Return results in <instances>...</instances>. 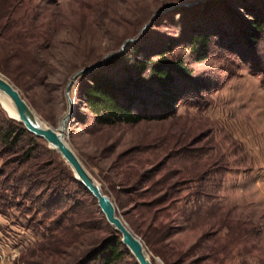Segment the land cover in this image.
<instances>
[{
	"label": "rangeland",
	"instance_id": "1",
	"mask_svg": "<svg viewBox=\"0 0 264 264\" xmlns=\"http://www.w3.org/2000/svg\"><path fill=\"white\" fill-rule=\"evenodd\" d=\"M251 8L264 13V0H0V61L9 70L0 74L52 128L71 111L73 76L148 25L118 65L109 59L92 72L119 86L133 77L134 111L160 113V89L134 60L189 69L175 72L166 119L101 125L83 98L88 77L71 94L66 141L154 264H264V35L255 48L243 38ZM200 35L210 38L203 60L192 50ZM19 125L0 103V264H101L86 258L116 231L44 140L5 139ZM76 202L83 207L67 212ZM113 264L138 262L125 249Z\"/></svg>",
	"mask_w": 264,
	"mask_h": 264
},
{
	"label": "trees",
	"instance_id": "2",
	"mask_svg": "<svg viewBox=\"0 0 264 264\" xmlns=\"http://www.w3.org/2000/svg\"><path fill=\"white\" fill-rule=\"evenodd\" d=\"M247 11L250 18L245 22L242 35L245 42L249 46L255 48L264 35V13L259 10L256 11L254 8L248 9ZM192 43V50L197 53L198 59H206L210 38L207 35H200L193 38ZM130 44L131 43L127 45L126 49L130 47ZM126 49L123 54L113 56L110 59L108 62L109 67L119 64L124 53H126ZM135 52H137V49ZM6 65V63L0 61V72L4 74L9 73ZM133 67L138 73H149V80L160 89V97L162 98L161 102L164 105V110L162 109L160 113L154 111L148 112L146 110L135 112L133 105L136 103V98L128 90L130 87H138L140 82H137L133 77H128L123 86H119L104 75L91 72L84 76L88 77L90 83L83 91V98L87 104V108L94 114L97 123L106 126L137 124L145 120L166 119L173 114L172 110L175 108L174 105L178 95L174 87L175 72L187 76L190 73L189 69L183 67L181 64L171 63L166 58H161V60L156 62L145 63L136 59L133 62ZM19 70H22V68ZM27 134V130L22 125H19L16 130H8L4 137L13 145L22 141ZM70 176V179L77 183V180L73 177L71 172ZM78 207L82 208L83 204L81 206V204L77 202L73 203L67 212L75 211L74 209ZM72 214L74 215V212H72ZM88 214L87 212L86 215ZM69 216L70 215H67V218ZM67 218L65 221H69V218ZM154 231L158 235H161L162 238L165 237L163 228H156ZM114 233L115 237L107 239L102 245L88 254L86 258L87 262L97 261L101 264H113L124 256L126 248L123 247L121 238L117 232ZM145 242L150 247L154 245L149 238H147Z\"/></svg>",
	"mask_w": 264,
	"mask_h": 264
},
{
	"label": "water",
	"instance_id": "3",
	"mask_svg": "<svg viewBox=\"0 0 264 264\" xmlns=\"http://www.w3.org/2000/svg\"><path fill=\"white\" fill-rule=\"evenodd\" d=\"M151 26L152 24L146 26L138 39L128 40L123 45L120 52H115L114 54L107 56L102 64L84 69L73 76L67 88V96L69 98L71 111L61 122V127L57 129L42 124L35 111L25 100L15 84H13L6 76L0 74V93L4 94L12 102L19 118L17 122H19L29 134L37 137L38 139L44 140L51 147V149L56 151L63 158L73 171L75 179L90 193L91 196L95 198L105 219L120 236L122 245L129 250V252L137 260L138 264H154L146 249L145 243L137 234L133 232V230H131L123 218L119 216L117 208L111 197L105 193L101 184L87 170L83 162L69 146L66 141V132L69 130L70 121L74 116V105L71 94L74 84L77 83L78 79L91 73L95 69L104 67L108 60L113 56L123 54L127 45L129 43L139 41L147 29Z\"/></svg>",
	"mask_w": 264,
	"mask_h": 264
},
{
	"label": "bare ground",
	"instance_id": "4",
	"mask_svg": "<svg viewBox=\"0 0 264 264\" xmlns=\"http://www.w3.org/2000/svg\"><path fill=\"white\" fill-rule=\"evenodd\" d=\"M0 103L1 105L4 107V109L7 111V113L9 114L10 118L17 121L19 118H18V115H17V112L12 104V102L9 100V98H7L4 94L0 93ZM39 121L46 125L44 122H42L40 119ZM61 127V126H60ZM68 131L66 132V135H67Z\"/></svg>",
	"mask_w": 264,
	"mask_h": 264
}]
</instances>
